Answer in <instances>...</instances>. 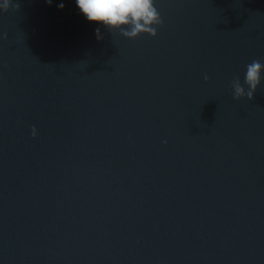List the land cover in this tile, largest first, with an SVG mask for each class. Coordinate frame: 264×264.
<instances>
[{
  "label": "water",
  "instance_id": "obj_1",
  "mask_svg": "<svg viewBox=\"0 0 264 264\" xmlns=\"http://www.w3.org/2000/svg\"><path fill=\"white\" fill-rule=\"evenodd\" d=\"M16 3L0 264H264V73L252 100L231 89L264 63V0H155L163 25L134 40L75 0Z\"/></svg>",
  "mask_w": 264,
  "mask_h": 264
},
{
  "label": "clouds",
  "instance_id": "obj_2",
  "mask_svg": "<svg viewBox=\"0 0 264 264\" xmlns=\"http://www.w3.org/2000/svg\"><path fill=\"white\" fill-rule=\"evenodd\" d=\"M49 4L52 0H47ZM76 6L89 22L99 23L112 33L119 32L125 38L136 39L141 35L156 37L158 28L163 25L161 14L156 7L155 0H75ZM13 7L17 10L20 4H12V0H3L0 3V11L7 12ZM63 9L64 4L60 3ZM97 40H103L104 36L100 28L95 30ZM0 38L7 39V33H0ZM264 63L253 60L245 66L243 84L237 76L231 82L233 98L236 100L254 99V94L261 85ZM205 81L208 77H204ZM32 135H37L36 129H32Z\"/></svg>",
  "mask_w": 264,
  "mask_h": 264
}]
</instances>
